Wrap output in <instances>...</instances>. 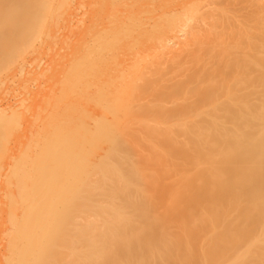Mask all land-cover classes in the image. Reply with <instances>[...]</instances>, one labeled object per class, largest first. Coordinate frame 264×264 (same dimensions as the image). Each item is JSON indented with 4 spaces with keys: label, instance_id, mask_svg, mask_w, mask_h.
I'll list each match as a JSON object with an SVG mask.
<instances>
[{
    "label": "bare ground",
    "instance_id": "bare-ground-1",
    "mask_svg": "<svg viewBox=\"0 0 264 264\" xmlns=\"http://www.w3.org/2000/svg\"><path fill=\"white\" fill-rule=\"evenodd\" d=\"M256 53L264 0H0V264H264Z\"/></svg>",
    "mask_w": 264,
    "mask_h": 264
},
{
    "label": "rangeland",
    "instance_id": "rangeland-1",
    "mask_svg": "<svg viewBox=\"0 0 264 264\" xmlns=\"http://www.w3.org/2000/svg\"><path fill=\"white\" fill-rule=\"evenodd\" d=\"M240 7H241V6H240ZM238 8H239V7H238ZM185 23H186V22H185ZM182 25H183V24H182ZM256 54H258V55H262V56L264 57V53H256ZM184 64H186V63H184ZM184 64H183L182 66H180L179 68H177V69L171 71V72H169V71L164 72V73H165V75H164L165 80L171 79V77H172L173 75H178V74H180V73H181V72H180V69L183 68ZM257 69H258V72L256 71V76H258V77L256 78V79H257V86H258L257 90H258V91H260V90L264 91V78H263V77H262L263 79L260 78L261 75H264V69L261 68V67H259V66H257ZM259 71H260V72H259ZM258 100H259V99H258ZM258 100H257V103H258ZM259 102H260V101H259ZM145 134H146V133H142V134L140 135V138H141V137H147V136H145ZM147 138H149L150 141H154V140L157 139L156 136H155V137H147ZM178 139L182 140V139H183V136H179ZM142 141H143V140H142ZM147 143H149V142H147ZM174 157L177 158V159H179L180 162H181V164L184 166V164H185V162H186L187 159H186V154H185V152H184L183 150H177L176 153H175V155H174ZM164 183H165V184H169V185H173L174 182H173L172 179H166V180L164 181ZM207 231H208V230H207ZM218 231H219V230H218ZM260 231H261V229H260V230L257 229V231H256L255 233H254V232H251L250 235H249L248 237H246V238H242V239H241V242H240V247H239L238 249L233 250L231 254H232V255H240L244 250H246V249L248 248V246H249V238H250V236L253 235V234H256V235L258 236V235L260 234ZM243 232H244V231H242L241 233H242L243 236H245L247 232H245V235L243 234ZM228 234H230L229 231H228ZM216 237H217L218 239H220V240H225V241H226V242H225V245H226V246L229 245L228 240L226 239L224 233H219ZM198 240H199V233L197 232V233H196V236H195L191 241H193V242H195V243L197 244V243H198ZM183 247H184V246H180V247H178V248L181 249V248H183ZM258 247H259V245H257V248H258ZM200 250H201V246L197 245V246H196V252H200Z\"/></svg>",
    "mask_w": 264,
    "mask_h": 264
}]
</instances>
